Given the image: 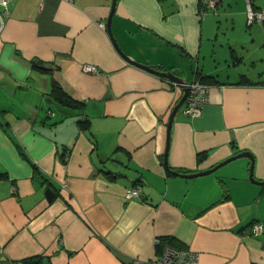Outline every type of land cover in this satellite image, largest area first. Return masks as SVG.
Here are the masks:
<instances>
[{"label": "crops", "instance_id": "0c3cea01", "mask_svg": "<svg viewBox=\"0 0 264 264\" xmlns=\"http://www.w3.org/2000/svg\"><path fill=\"white\" fill-rule=\"evenodd\" d=\"M244 1L216 0L220 9L201 15L197 0L116 1L111 30L126 55L188 82L196 71L215 78L200 114L181 105L172 119V170L246 150L264 181V70L239 68L264 59V24L246 25ZM111 2L0 8V264H130L165 244L195 251L198 264H264V230L249 231L264 223V185L248 178L249 159L191 178L165 171L181 88L119 53L106 27ZM51 79L79 106L55 102ZM133 185L140 193L126 199Z\"/></svg>", "mask_w": 264, "mask_h": 264}, {"label": "built area", "instance_id": "2783aa9c", "mask_svg": "<svg viewBox=\"0 0 264 264\" xmlns=\"http://www.w3.org/2000/svg\"><path fill=\"white\" fill-rule=\"evenodd\" d=\"M8 0H0V8H6ZM198 13L201 15L206 11L208 7H213L216 4V0H197ZM246 20L247 24L251 25L254 21H264V10L254 9L252 5L246 0ZM199 4L201 5L199 8ZM4 26V12L0 9V32ZM81 69L84 72L99 73V69L90 63H83ZM188 94L185 98V104L183 111L187 115L196 116L200 114L203 104L208 98L210 90V84L204 83L194 77L187 85ZM140 187L138 185L131 186L125 190L124 197L130 199L139 195ZM264 230V223L253 222L250 225L249 231L252 233H259ZM130 264H198V254L184 247H177L171 244H165L162 252L150 259L141 260L134 259Z\"/></svg>", "mask_w": 264, "mask_h": 264}, {"label": "water", "instance_id": "95a60500", "mask_svg": "<svg viewBox=\"0 0 264 264\" xmlns=\"http://www.w3.org/2000/svg\"><path fill=\"white\" fill-rule=\"evenodd\" d=\"M116 1L117 0H112L111 2V9H110V13L107 17V21H106V27H107V31L112 39L113 45L115 46V48L119 51V53L129 62L134 63L136 65L141 66L142 68L151 71L161 77H164L166 79L175 81L177 84H179L181 86V97L178 99V101L175 103V105L173 106L170 114H169V118L168 121L166 123V144H165V149L163 152V167L165 169V171H167L168 173L174 174V175H178L181 177H196V176H200V175H205L208 173H211L213 171H215L217 168H219L220 166L228 163L229 161L238 158V157H247L250 161L249 164V173H248V178L250 179V181L260 184V185H264V181H259L256 180L253 176V156L250 153V151H240L226 159H224L223 161L217 163L216 165L205 169V170H201V171H195V172H190V173H182L179 171H175L172 170L169 166H168V162H167V154H168V148H169V140H170V127L172 124V119L175 115V113L177 112V110L179 109V107L182 105V103L184 102L187 93H188V89L187 86L185 85L187 83V81L179 76H177L176 74H174L172 71H170L169 69H156L154 68L152 65H146V64H142L138 61H136L135 59L130 58L128 55H126L123 50L120 48V46L118 45L116 39L114 38L113 34H112V30H111V19H112V15L114 12V8L116 5ZM46 195L48 198H50L53 195V192L50 189L46 190Z\"/></svg>", "mask_w": 264, "mask_h": 264}, {"label": "trees", "instance_id": "16d2710c", "mask_svg": "<svg viewBox=\"0 0 264 264\" xmlns=\"http://www.w3.org/2000/svg\"><path fill=\"white\" fill-rule=\"evenodd\" d=\"M249 3L252 5V7L254 9H259L257 8L254 3H255V0H248ZM199 6H201L199 4ZM200 8V7H199ZM262 23H264V21H261ZM195 77L197 79H199L200 81L204 82V83H213L212 81L214 80L215 81V78L212 76V75H207V74H202L198 71L195 72ZM49 94H50V97L55 101L57 102L59 105H62V106H79V104H77V102L72 99L69 95H67L61 85L54 79H51L50 81V91H49ZM82 125H84V127H86L87 125H85L84 123H82ZM202 155L198 154V159L201 158ZM64 161V159H63ZM115 173V172H114ZM110 169L108 170H105L104 171V174L106 177L108 178H113L115 176H112L110 174H114ZM171 241V240H170ZM20 264H48L46 263L42 256H33V257H30L28 259H25L23 260Z\"/></svg>", "mask_w": 264, "mask_h": 264}, {"label": "rangeland", "instance_id": "374dc122", "mask_svg": "<svg viewBox=\"0 0 264 264\" xmlns=\"http://www.w3.org/2000/svg\"><path fill=\"white\" fill-rule=\"evenodd\" d=\"M242 3H244V5H245V1L244 0H242ZM255 3H258L260 6H261V8H264V0H255ZM241 6H242V4H236L235 2L232 4V9H240L241 8ZM260 8V9H261ZM220 9V5H219V3L215 6V7H208L207 9H206V13H210V12H212V11H216V10H219ZM261 10H264V9H261ZM204 13V12H203ZM246 22V21H245ZM260 24H264V23H260V21H254V22H252V24L251 25H260ZM246 25H247V23H246ZM249 26V25H248ZM259 38H261L260 40H261V45L258 47V49H257V52H258V54H261V56H262V58H264V36H261V37H259ZM209 57L208 56H206L205 57V59L204 60H206V59H208ZM253 64L254 65H252L251 64V61L249 60V59H247L246 60V64H243V65H241V66H239V68L240 69H246V68H248V69H250V70H252V71H254L255 69H261V70H264V59H262V60H256V61H254L253 62ZM244 66V67H243ZM231 80V79H230Z\"/></svg>", "mask_w": 264, "mask_h": 264}, {"label": "flooded vegetation", "instance_id": "af4514ba", "mask_svg": "<svg viewBox=\"0 0 264 264\" xmlns=\"http://www.w3.org/2000/svg\"><path fill=\"white\" fill-rule=\"evenodd\" d=\"M167 81L169 82V83H171V84H173V85H175V87L178 85L175 81H172V80H169V79H167ZM190 82V81H189ZM188 81H187V83H189ZM188 94V93H187ZM185 104V100H184V102L182 103V105H184ZM173 108V107H172ZM172 110V109H171Z\"/></svg>", "mask_w": 264, "mask_h": 264}, {"label": "bare ground", "instance_id": "6f19581e", "mask_svg": "<svg viewBox=\"0 0 264 264\" xmlns=\"http://www.w3.org/2000/svg\"><path fill=\"white\" fill-rule=\"evenodd\" d=\"M5 8L3 7V10H4ZM188 83H186L185 85H187ZM179 88H181V86L178 84L177 85ZM187 97V96H186ZM134 186V185H133ZM150 260V259H149Z\"/></svg>", "mask_w": 264, "mask_h": 264}]
</instances>
